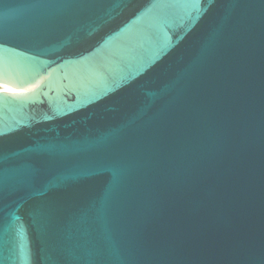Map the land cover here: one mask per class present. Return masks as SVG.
<instances>
[{"label":"water","instance_id":"obj_1","mask_svg":"<svg viewBox=\"0 0 264 264\" xmlns=\"http://www.w3.org/2000/svg\"><path fill=\"white\" fill-rule=\"evenodd\" d=\"M0 264H264V0H0Z\"/></svg>","mask_w":264,"mask_h":264},{"label":"bare ground","instance_id":"obj_2","mask_svg":"<svg viewBox=\"0 0 264 264\" xmlns=\"http://www.w3.org/2000/svg\"><path fill=\"white\" fill-rule=\"evenodd\" d=\"M2 87H3V89H8V88H11V87H13V86H10V85H4V84H0ZM2 89V90H3Z\"/></svg>","mask_w":264,"mask_h":264},{"label":"rangeland","instance_id":"obj_3","mask_svg":"<svg viewBox=\"0 0 264 264\" xmlns=\"http://www.w3.org/2000/svg\"><path fill=\"white\" fill-rule=\"evenodd\" d=\"M3 89V87L0 85V90H2Z\"/></svg>","mask_w":264,"mask_h":264}]
</instances>
